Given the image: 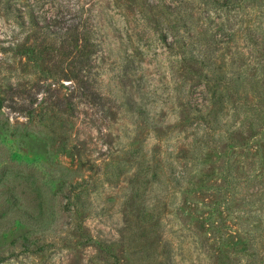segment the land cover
<instances>
[{
  "label": "rangeland",
  "instance_id": "374dc122",
  "mask_svg": "<svg viewBox=\"0 0 264 264\" xmlns=\"http://www.w3.org/2000/svg\"><path fill=\"white\" fill-rule=\"evenodd\" d=\"M193 4L0 0V264H264V0Z\"/></svg>",
  "mask_w": 264,
  "mask_h": 264
},
{
  "label": "trees",
  "instance_id": "16d2710c",
  "mask_svg": "<svg viewBox=\"0 0 264 264\" xmlns=\"http://www.w3.org/2000/svg\"><path fill=\"white\" fill-rule=\"evenodd\" d=\"M194 1L195 0H145L147 8H149L150 10L154 9L156 11L155 13H158V16H160V18H164L165 21H168L169 23H172L175 20L176 23L173 28L172 26H163L161 22H159V27L157 26L158 28L155 29V32L158 34L159 38L165 42H167L168 39L171 38L170 45L182 44L185 47L183 51L188 49V44H186L185 41L181 38L182 35L179 26H183V29H185L184 32H186V36L188 37L187 33L189 32L190 34V30L192 28L191 19L194 17L192 13V10L194 8ZM206 1L209 2V0ZM205 12H207V10H204L203 13ZM182 60H186V57L184 56ZM191 61H187V63H190ZM82 87L86 90H90L87 83L82 84Z\"/></svg>",
  "mask_w": 264,
  "mask_h": 264
}]
</instances>
